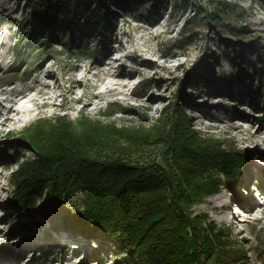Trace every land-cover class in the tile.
Returning a JSON list of instances; mask_svg holds the SVG:
<instances>
[{"label": "rangeland", "instance_id": "obj_1", "mask_svg": "<svg viewBox=\"0 0 264 264\" xmlns=\"http://www.w3.org/2000/svg\"><path fill=\"white\" fill-rule=\"evenodd\" d=\"M63 1L0 0V264H132L111 244L57 227L84 212L80 192L20 208L10 180L36 158L32 140L48 145L45 133L68 123L80 132V120L105 126L116 157L170 172L160 137L176 119L226 157L245 155L239 186L211 168L222 185L192 212L222 231L238 264H264V0H189L197 11L140 0L127 12L108 0L114 26L96 0L101 29L84 20L83 0ZM18 95L33 101L15 106Z\"/></svg>", "mask_w": 264, "mask_h": 264}, {"label": "trees", "instance_id": "obj_2", "mask_svg": "<svg viewBox=\"0 0 264 264\" xmlns=\"http://www.w3.org/2000/svg\"><path fill=\"white\" fill-rule=\"evenodd\" d=\"M83 1L86 4L80 7L84 9V20L97 21L95 26L101 29L103 21L95 18L99 12L93 9L96 0ZM113 1L127 12L129 5L133 7L140 0ZM180 1L192 10L202 9L189 5V0ZM168 3L157 0L152 8ZM101 7L107 10L109 25L114 26L117 13L111 10L108 0H101ZM213 14L217 20L221 18L219 9ZM169 124L170 129L160 137L167 142L172 161L166 162L170 168L167 173L156 166L116 157L118 149L108 147L111 138L102 132L105 126L80 120L83 132L69 123L56 126L50 136L44 131L49 144L31 141L37 148L36 158L18 164L10 180L11 198L16 206L30 209L37 201L45 205L57 200L72 203L80 192L77 200L84 212L78 215L70 210V217L66 216L57 227L101 245L111 244L119 253L128 254L132 264H238L241 256L222 243V231L212 221L203 225L208 216L204 214L200 219L192 208L222 185L211 168L221 167L218 175L236 189L243 180L246 157L241 153L239 157H226L220 145L194 135L185 120ZM96 148L110 156L103 157L95 152ZM4 156L18 163L17 157Z\"/></svg>", "mask_w": 264, "mask_h": 264}, {"label": "bare ground", "instance_id": "obj_3", "mask_svg": "<svg viewBox=\"0 0 264 264\" xmlns=\"http://www.w3.org/2000/svg\"><path fill=\"white\" fill-rule=\"evenodd\" d=\"M1 57V56H0ZM90 72V71H89ZM92 74V73H91ZM44 86H47L45 83L43 84ZM47 89V88H46ZM19 96V95H18ZM33 101V98H31L30 95H20L19 99H17L14 103L15 106H20L21 108L26 107V102H31ZM23 113H29V111L27 110H21ZM20 111V112H21ZM252 198H254V196L252 195ZM217 201L214 202V204H216Z\"/></svg>", "mask_w": 264, "mask_h": 264}]
</instances>
